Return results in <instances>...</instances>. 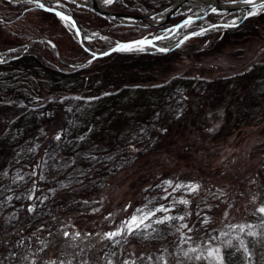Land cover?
<instances>
[{"label":"trees","instance_id":"obj_1","mask_svg":"<svg viewBox=\"0 0 264 264\" xmlns=\"http://www.w3.org/2000/svg\"><path fill=\"white\" fill-rule=\"evenodd\" d=\"M64 1L72 5L79 24L109 31L116 38H135L152 29L151 26L135 22L122 23L117 21L118 18L74 5L71 0ZM156 2L158 6H162L166 0ZM109 5L116 10L135 14L143 10L138 0H112ZM183 16H171L167 24L175 23ZM209 16L213 20L218 14L212 12ZM260 21H264V10L246 17L234 27L189 37L168 51H114L73 67L68 61L85 60L90 53L54 12L22 0H0V49L9 48L10 52L16 54L11 59L0 62V165L2 161L5 165L3 169L19 166L15 165V160L25 154L19 148L20 143L28 138V132L38 127L40 129L44 124L50 129L49 133L55 131L57 128L47 124L49 114L55 112V105L62 100L74 99L78 103L73 116L74 124L67 126V139L63 144L87 145L90 155L100 159L94 163V177L99 182L96 191L101 190L107 179L116 172L117 169L110 167L114 156V161L117 160V155L124 158L120 159L122 161L130 158L135 166L139 162L144 163L148 165L147 171L154 162L159 161V165L167 168L165 171L168 174L161 175L154 181L153 172L149 174L148 179L153 182L144 186L143 192L149 197L144 199L149 201L143 204L149 203L157 209H166L160 214L163 211L164 214L174 212V218L183 217L173 219L171 225L159 223L158 233L154 229V223L150 228L154 229L153 233L147 234L146 238L141 237L142 239L134 237L137 241L126 239L128 233L124 234L122 231L120 236H116L119 247L116 257L113 253H107L106 234L122 230L125 219L112 228L109 222L103 224L102 219L109 217L107 213L112 209V206L109 208L111 203L105 202L101 208L96 209L103 202V193L99 196V192L94 196L98 191L92 194L89 190L80 191L74 197H79L83 202L90 199L88 207L79 209L77 206L71 211H58L55 215L43 216L37 223L22 224L19 233L24 240L12 264H121L126 257L167 253L189 241L201 243L206 240L210 231L220 226L216 215L217 209L221 207L219 203L227 197L226 190L242 185L238 183V179L231 182L233 186L227 183L219 185L223 197L220 201L212 200V195L217 192L213 187L206 191L196 190L194 195L195 191L187 186L193 184L186 179H179V172L167 167L177 155L169 151L181 148L178 136H187L193 141L204 140V131L209 132L201 130L204 116L207 115V109L215 105L223 93L226 94L217 92L224 85H228L224 88L226 91H230V86L242 79H245L246 84L249 82L252 85L249 109L243 106L242 99L237 100L231 95L233 103L237 102L238 113L243 115V112H248L251 115L250 121L253 120L254 112L264 108V59L233 74L230 81H237L230 85L225 82L227 77L224 75L202 79L188 75L185 71L160 78L161 80L151 84L138 82L132 76L140 72L138 69L154 68L157 63L161 67L168 65L170 60L181 54L205 51L221 43L228 34L241 37L254 32L256 23ZM42 36L50 38L55 46L51 43L52 46L44 45L43 39L38 38ZM92 44L102 46L106 43L98 39ZM24 47L25 51L20 54ZM202 81H207L206 86L198 87ZM179 108H182L181 114L175 116L173 110ZM211 121L217 122L215 117ZM55 123L59 125L58 122ZM182 123L184 126L180 128ZM237 124L236 126L243 125L241 121ZM162 148L169 150H166L168 153ZM145 156L149 159L142 162ZM258 168L259 172H256L254 180L246 183L244 188L254 193L253 208H249L242 217L234 216L238 220L231 219L223 224L224 228L235 223H250L253 220L250 214L254 216L264 206V159ZM2 170L0 168V174ZM120 171L121 169L118 172L122 173ZM134 171L138 173V167ZM118 178L121 179L119 175ZM178 185L181 187H177ZM183 200L188 203H181ZM114 213L113 211L109 215ZM90 217L94 224L86 223ZM207 219L208 223L205 224ZM184 225L187 227H183ZM65 232L68 233L67 236ZM79 236L82 239H72ZM221 245L225 264H248L245 250L241 249L237 241ZM170 256L168 264H208L204 251L195 250L188 255L181 254L178 258L173 254ZM130 264L134 263L130 261Z\"/></svg>","mask_w":264,"mask_h":264},{"label":"rangeland","instance_id":"obj_2","mask_svg":"<svg viewBox=\"0 0 264 264\" xmlns=\"http://www.w3.org/2000/svg\"><path fill=\"white\" fill-rule=\"evenodd\" d=\"M45 1L50 5L61 7L74 15L71 4H65L61 0ZM156 1L138 0V3L143 8L142 12H151L161 7L158 6ZM171 1L166 0L167 3ZM221 1L225 2L226 0ZM83 2L81 1V3ZM204 10L205 6H200L199 9L193 10L191 4L186 2L172 16L177 14L185 16ZM167 12L168 10L163 13L158 12L149 18L164 20ZM237 13L222 14L217 12L218 17L216 19L212 20L210 18V20L209 17H204L191 24L183 25L177 32L164 37L163 42L170 44L188 30L207 22L215 20L232 21L233 18L238 16ZM61 21L74 35L73 30L62 19ZM117 21L125 23L120 19H117ZM78 25L82 32L88 34L84 35V37H87L85 41L94 49L106 47L114 42L113 38H116L109 31H101L79 23ZM91 31H94V33L91 34ZM41 38L44 45H51L50 42L52 40L50 38L46 36ZM98 39L102 40L103 43L105 41L106 44L94 46L92 43ZM220 42L199 53L181 54L170 60L168 65L165 64L162 67L157 63L154 68L138 69L140 72H136L132 78L143 84H151L158 82L161 80L160 78H167L172 74L185 71L188 75L201 77L202 79L224 75V77H227L225 82L230 85L237 81L236 79L230 81L233 74L244 70L255 61L264 59V21L256 23V31L254 32H248L247 35L241 37L236 36V34H228ZM26 47L23 48L20 54L25 51ZM14 56L16 54L10 52L9 48L0 49V62L7 61ZM81 61L83 60L68 61V63L70 66L77 67L83 65L80 64ZM244 80H239L231 85L230 91L224 89L228 85H219L222 87L217 92H226V94L223 93L222 98L215 102V105L210 101L213 105L207 109V115L204 116L201 125V130L206 129L209 131H204V140L193 141L187 136H178L181 139L179 141V144L182 145L181 148H177L174 152L162 148L165 152L169 151L172 154H177L176 160L173 158L167 167L170 170L178 171L179 179H186L187 182L198 185L197 190L199 191H206L212 187L217 191L212 195V200L220 201L223 199L219 185L229 184L233 186L234 184H231V182L239 180L238 183L242 186H235L236 188L234 189L226 190L227 197L219 203L221 207H217L219 216L216 215V217L220 226L210 231L206 240L201 243L189 241L173 251L169 250L167 253L144 254L143 256L142 254H137L133 257H124L125 259L121 264H125V261L128 264H130V261L134 264H168L171 254L175 257L181 254L184 256L185 252H192L190 249L204 251L208 264H220V261L208 255L210 250L219 249V256L222 258L223 264H225L221 244L237 241L240 245L241 240L245 245L241 249H246V263L264 264V213L258 211L254 216L250 214L253 219L250 223H235L228 228L223 226L231 219L238 220L234 218L236 215L239 217H242L244 213L246 215L248 209L252 207L254 193L248 188L247 190L244 188L246 183L254 180L256 172H259V163L264 159V108L254 112L253 120L250 121L251 115L248 112H243V115H240L238 106H236L237 102L233 103L231 94L237 100L242 99L244 107L247 109L250 107L252 85L249 82L246 84ZM206 83L207 81H202L198 87L206 86ZM77 104L76 100L66 98L58 105H55V112L50 113L49 119H47V124L57 128L52 133L48 132L50 129L47 128L46 124L40 129L38 127L27 133V141L20 143L19 148L26 155L22 154L23 156L15 160V165H19L18 167H13V169L6 167L3 169L5 165L1 161L0 168L3 170L0 174V264H12L16 259L17 250L21 248L24 240L21 233H19L22 224L37 223L43 216L55 215L58 211H71L72 208L77 206H79L77 207L79 209L86 208L91 203L90 199L88 202H83L79 197L75 198L74 196L79 194L78 192L80 191L89 190L91 194L95 193L99 182L98 178L94 177L96 168H94V163L100 159L95 155H90V149L87 145L70 143V146H66L63 144L64 140L67 139V126L74 124L73 116ZM181 110L182 108L174 109L173 114L179 116ZM214 117L217 122L211 121ZM240 121L243 125L236 126ZM55 122H58L59 125ZM183 123L180 128L184 126ZM226 131L227 133H225ZM116 159L114 161V156L113 164L110 166L113 170L117 169L116 172L107 179L105 186L101 190H97L98 192L96 191L97 193L94 195L96 196L100 192V196L103 193L101 197L103 202H100L96 209L101 208L105 202L111 203L109 208L112 206L113 209L115 206V209H111L107 213L109 217L102 219V223L109 222V226L112 228L118 223L120 225L121 220L125 219L122 224L123 233H128L126 239L129 240L135 239L137 241L139 238H146L145 236L152 234L154 229L158 233L160 230L158 231L157 229L159 224L157 221L163 220L165 216L174 217V212L164 214L163 211L160 214L161 211H156L157 208L155 206L149 203L143 204L149 201V199H144L149 197L147 193L143 192V189L144 186L149 185L161 175L168 174V171H165L167 168L159 165V161H156L147 171L148 165L146 166L144 163L139 162L135 166V163L130 158L122 161L120 159L124 158H120L117 155ZM148 159L145 156L142 162ZM137 167L139 169L138 173L134 171ZM119 169H121L122 173L118 172ZM151 172L154 174L153 181L148 179ZM118 175L121 178L120 180ZM187 186L190 189L191 185L188 184ZM138 209L141 211L138 212ZM113 211L115 213L109 215ZM149 213H153V215L144 220L140 228L133 233L127 231V225L132 216L142 217ZM203 215H205L204 212ZM208 220L205 224L208 223ZM172 221L173 219L166 220L162 224L171 225ZM86 223L94 224V221L90 217ZM154 223L155 228L150 229ZM240 226H244L243 231H240ZM221 233L226 235H221ZM249 233L255 234L251 235ZM72 239L78 240L82 238L79 236ZM117 241L116 237L108 238L106 241L107 253H113L116 257H118L117 253L119 251ZM115 260L119 261V259Z\"/></svg>","mask_w":264,"mask_h":264},{"label":"water","instance_id":"obj_3","mask_svg":"<svg viewBox=\"0 0 264 264\" xmlns=\"http://www.w3.org/2000/svg\"><path fill=\"white\" fill-rule=\"evenodd\" d=\"M9 1L15 2L19 0H9ZM72 1L76 2L77 4L84 5L100 14H103L109 17L121 18L123 19L122 20L123 22H127V23L135 22L141 25L155 27L149 33H146L142 36L135 37V38L120 39V38H113L111 35H109L110 37L113 38L114 40L113 43L103 48L94 49L91 46H89V44L85 41V38L87 37H84L82 35L81 28L79 27L74 15L71 12L61 7L50 5L45 0H40V3H43L45 5L44 9L52 8L54 9V11H52L54 13L60 12V13H63L65 16H70V20L68 21H65L63 19L62 20L70 27L71 30H73L75 38L90 53V56L87 59L81 61L80 64L88 63L96 57L104 56L114 51H126V50H121L119 47L120 45H133L132 50L162 51L161 49H164L163 51H168V50H171L177 47L189 37H192L197 34H203L211 30H218V29L234 27L237 24H239L241 21H243L247 16H249V12L254 11L255 14H257L260 12V10H264V7H258L259 5L264 4V0H252L251 4L244 3V0H226L225 1L226 3L222 2L221 0H215L213 2L207 1L201 5L202 7L205 6L204 11L198 12L197 14H194V13L187 14L178 22L162 27L161 25H163L173 14L177 12L178 8L170 5L175 0H172L171 2L166 3L163 6L151 12H142L140 14L112 9L108 7L107 5L101 6L98 0H91V4H88L85 2L81 3V1H78V0H72ZM186 2H189L191 4V8H193V10L197 9L195 4H193L190 0H186L184 3ZM33 4L36 5V3H33ZM197 5L199 6V4ZM253 5H256L257 7L254 8ZM165 8H168V12L165 15L164 20L149 18L151 16L153 17L156 13L161 12ZM213 9H215V11H213ZM241 10L243 11L242 13L240 12ZM212 12H219L222 14L238 12L239 17L234 21L216 20V21L208 22L206 24H201L197 28L191 29L183 33L179 38H177L175 41H173L170 44H165L163 42L162 39L164 37H168L173 32H176L179 27H182L183 25H185L186 20H190L192 23V22H195L196 20L202 19L204 17H208L209 14ZM73 22H74V26H73ZM145 40L151 41V43H145L143 45L136 44V42L138 41H145ZM28 43L29 42L25 43V45L27 46ZM52 44L55 45L54 42H52ZM56 51L58 52L57 48H56Z\"/></svg>","mask_w":264,"mask_h":264},{"label":"snow or ice","instance_id":"obj_4","mask_svg":"<svg viewBox=\"0 0 264 264\" xmlns=\"http://www.w3.org/2000/svg\"><path fill=\"white\" fill-rule=\"evenodd\" d=\"M24 2H26V3H36V5H37L39 8H42V9L45 8V5H44L43 3H40V0H24ZM106 2H107V3H112V0H106ZM244 3L251 4V3H252V0H244ZM253 7L255 8V7H257V6H256V5H253ZM258 7H264V4H261V5H259ZM46 10H47V11H54V9H52V8H49V9H46ZM213 11H215V9H213ZM55 14H56L57 16H60L61 19L65 20V21L70 20V16H65L63 13L56 12ZM254 14H255L254 11L249 12V15H254ZM189 23H191L190 20H186V21H185V25H187V24H189ZM73 26H74V22H73ZM145 43H151V41H147V40H145V41H138V42H136V44H138V45H143V44H145ZM119 47H120L121 50H132L133 45H120ZM161 50L163 51L164 49H161ZM57 139H59V137H57ZM169 183H170V182H169ZM177 187H181V186L178 185ZM197 188H198V185H191V186H190V190H191V191H196ZM181 203H183V204H187L188 201H187V200H183V201H181ZM29 210L31 211V209H29ZM162 210L166 211V209H157L156 211H162ZM137 211L139 212V211H141V210L138 209ZM259 211H260L261 213H264V207H261V208L259 209ZM150 215H153V213H149L148 215H145V216H142V217H138V216H136V215L132 216V217H131V220L128 222V225H127V231H128L129 233H133V232H135V230L138 229V228H140V226L144 223V220L148 219ZM170 219H183V217H175V218H174V217L165 216V217H164V220L157 221V223H163L164 221H166V220H170ZM183 227H187V225H184ZM243 230H244V226H240V231H243ZM122 231H123V229L120 230V231L107 233L106 236H107V238L111 239V238H113V237L120 236L121 233H122ZM249 234L254 235L255 233H249ZM67 235H68V233L65 232V236H67ZM77 235H79V234L77 233ZM221 235H226V234H225V233H221ZM117 242H118V241H117ZM229 243H230V241H229ZM240 247H241V248H244V247H245L244 242H243L242 240L240 241ZM195 250H196V249H190V251H195ZM245 250H246V249H245ZM184 254H185V255H188L187 252H185ZM208 255H209L210 257H213L214 259L220 261V264H223L222 258L219 256V249L210 250L209 253H208ZM197 259H199V257H197ZM125 264H128V262L125 261Z\"/></svg>","mask_w":264,"mask_h":264},{"label":"bare ground","instance_id":"obj_5","mask_svg":"<svg viewBox=\"0 0 264 264\" xmlns=\"http://www.w3.org/2000/svg\"><path fill=\"white\" fill-rule=\"evenodd\" d=\"M79 1H84L85 3H88V4H91V0H79ZM99 2H100V4H101V6H105V2H106V0H98ZM186 0H175L173 3H171L170 5L171 6H173V7H177V8H180L183 4H184V2H185ZM193 4H195V6L199 9V7L203 4V3H205V2H207L208 0H190ZM210 1H215V0H210ZM197 4H199V6L197 5ZM165 10H168V8H165L164 10H162L161 12L163 13ZM196 10V9H195ZM198 12H200V11H196L194 14H197ZM241 13L243 12L242 10L240 11ZM91 34L92 33H94V31H91L90 32ZM82 35L84 36V35H88V34H85L84 32H82Z\"/></svg>","mask_w":264,"mask_h":264}]
</instances>
